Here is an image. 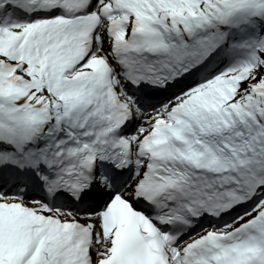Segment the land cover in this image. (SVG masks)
Instances as JSON below:
<instances>
[{
  "label": "snow or ice",
  "instance_id": "1",
  "mask_svg": "<svg viewBox=\"0 0 264 264\" xmlns=\"http://www.w3.org/2000/svg\"><path fill=\"white\" fill-rule=\"evenodd\" d=\"M0 264H264V0H0Z\"/></svg>",
  "mask_w": 264,
  "mask_h": 264
}]
</instances>
